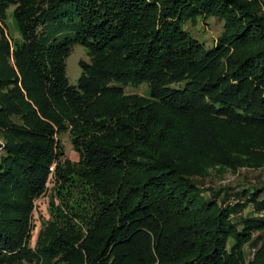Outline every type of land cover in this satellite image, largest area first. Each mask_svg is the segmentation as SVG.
Returning <instances> with one entry per match:
<instances>
[{"label": "trees", "instance_id": "16d2710c", "mask_svg": "<svg viewBox=\"0 0 264 264\" xmlns=\"http://www.w3.org/2000/svg\"><path fill=\"white\" fill-rule=\"evenodd\" d=\"M263 8L0 0V264H264V247L248 263L242 249L264 228V187L228 202L196 180L264 163ZM198 17L222 22L214 43L185 28ZM74 43L88 59L71 85ZM247 203L259 214L234 218Z\"/></svg>", "mask_w": 264, "mask_h": 264}, {"label": "rangeland", "instance_id": "374dc122", "mask_svg": "<svg viewBox=\"0 0 264 264\" xmlns=\"http://www.w3.org/2000/svg\"><path fill=\"white\" fill-rule=\"evenodd\" d=\"M264 9V8H263ZM10 19V17L8 18ZM7 19V20H8ZM9 21V20H8ZM12 24L10 23V26ZM185 28L190 32L191 36L199 41L209 45L215 42L216 37L221 33L222 22L215 17L204 20L201 17L197 18L195 23L187 22ZM12 29V27H11ZM13 33V29L11 30ZM16 34H14L15 36ZM87 49L79 44L74 43L71 47L70 53L66 59V74L69 84L76 85L78 78L81 74V68L79 65L80 60H87ZM139 93H147V88L141 85L137 88ZM60 143L63 146L64 157L69 158L72 161L78 160V155L74 151L70 139L67 134L61 135ZM210 169L202 176H197L201 188L205 190H220L222 195L227 194L228 202H236V196L242 188L261 185L264 187V163L255 167H239L238 169L231 171L225 170L224 172ZM46 193L41 195L35 201V209L33 211V224L31 228V234L29 237L30 247H34L37 237V232L40 229L42 218H48V196L52 187V182H49ZM260 198H264V191L261 193ZM242 202V201H241ZM262 211H260L261 213ZM259 214L255 207L251 203L245 204V207L235 213V216H248ZM250 239L243 244L244 260L246 263L250 262L257 250L264 247V228L260 230H253L250 233Z\"/></svg>", "mask_w": 264, "mask_h": 264}, {"label": "built area", "instance_id": "2783aa9c", "mask_svg": "<svg viewBox=\"0 0 264 264\" xmlns=\"http://www.w3.org/2000/svg\"><path fill=\"white\" fill-rule=\"evenodd\" d=\"M52 178H53L52 173H50V174H49V177H48L47 184H48L49 182H52V185H53ZM47 187H48V185H47Z\"/></svg>", "mask_w": 264, "mask_h": 264}]
</instances>
